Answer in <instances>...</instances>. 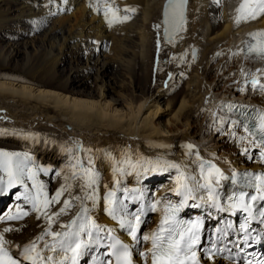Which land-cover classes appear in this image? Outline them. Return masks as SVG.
Listing matches in <instances>:
<instances>
[{"label": "bare ground", "instance_id": "obj_1", "mask_svg": "<svg viewBox=\"0 0 264 264\" xmlns=\"http://www.w3.org/2000/svg\"><path fill=\"white\" fill-rule=\"evenodd\" d=\"M208 1L188 0L186 17L179 32L173 41H166L161 34L164 0H0V7L7 5L5 12H10L13 6L17 7H13L14 10H18L10 17L0 11V42L7 41L4 45L0 44V140L13 152L30 156L41 168L50 171H53L51 167L60 169L52 190L48 192L49 197L61 185H72L60 197V203L48 210L49 215L58 211L65 199L83 195L80 185L84 180L79 176L77 179L72 178L73 166L77 165L78 173L81 167H91L98 177L96 188L99 199L94 208L92 201L84 202L91 209L89 215L98 224L115 229L113 234L128 243L132 240L107 214L101 202L104 192L99 177L103 173V182L111 189L116 188L113 169L117 167L118 161L128 157L133 164L138 160L143 164L144 160L163 158L178 163L180 171L185 172L186 176L195 175L200 183L204 182L200 177L201 163L205 174L211 166H215L220 170V177L217 183L214 173L213 187L221 208L229 207L231 201L228 198L242 188L240 172L247 170L254 173L264 168V159L256 156L261 146L253 132L246 131L243 124L231 116L223 117L216 111L223 105L226 110L239 107L253 109L264 115V90L253 88L250 83L255 79L258 85H264V59L249 57L242 51L243 41L256 37L250 34L264 32V15L237 24L236 8L240 0H225L220 8L209 6ZM115 2L122 5L116 15H129L131 21H118L109 25L104 15L105 7L110 5L114 8L112 4ZM126 8L136 9L125 11ZM134 12L136 15L132 17ZM155 23L159 24L160 47L173 45L171 50L175 53L176 63L182 64L184 70L191 67L185 87L166 100L165 105L162 103L163 98L180 84V80H171L166 87L149 86L142 95L129 96L114 91L118 96L114 98L109 95L114 90L113 85L103 81L102 85L89 90L77 87L87 79L80 77V74L90 65L85 68L78 65L58 68L68 58L78 62L79 55L85 52L88 63L96 56L94 62L98 66L97 72L115 64L130 74L135 71L136 65L132 59L135 57L140 62L138 65L144 66L142 74L136 76L143 83H148L153 78L151 58L155 54L153 46L158 40L152 29ZM43 26L41 45L35 48L31 44L34 53L27 50L30 44L27 41H14L21 34ZM114 29L123 36L119 41L113 40L116 44L110 52H104L103 43ZM135 36L136 48H132L128 42H132ZM191 43L192 48L200 50L197 64L185 57V49H189ZM4 50L8 53L4 54ZM22 50L25 58L20 61L17 57ZM127 52L131 53V59L126 58ZM68 70L72 73L61 80V75ZM98 79L97 75L95 80ZM187 144L194 148L189 151L185 147ZM143 166L148 167L147 164ZM120 167L124 171L115 174V179L121 181V189L129 186L145 191L163 178L171 177V181L163 182V189L158 191L154 200L161 203L152 212L143 233L148 235L155 229L165 207L173 201L180 204L183 199L174 191L178 172L172 169L143 175L142 168L133 169L127 164ZM42 174L45 173L40 172L38 178L47 186L54 172L50 176ZM65 176L68 177L67 182ZM126 181L134 184L125 186ZM28 183L31 186V181ZM200 196L205 199L200 200ZM147 197L141 194L138 210L141 207L146 209ZM197 197L195 203L202 206L183 207V220H192V215L197 213L202 216L205 225L210 224L212 227L219 224V229L228 232L227 235L231 234V221L236 220L232 211H221L207 202L206 189L200 190ZM129 202L130 195L124 199L125 204ZM192 203L190 199L188 204ZM21 205L25 207L24 211H27L26 206L31 207L25 205L23 200ZM79 207L80 201H73L67 214L53 223L52 229L62 231L59 225L68 223ZM223 218H229L231 228L229 224L220 225L219 220ZM47 224L44 216L37 219V214L33 212L21 221L1 222L0 231L5 227L18 229L4 234L8 241L6 247L15 252L17 245L22 246L35 239L42 229L47 228ZM45 239L51 240L50 237ZM150 246V242H142L143 251L146 252ZM208 264L230 263L223 259H212Z\"/></svg>", "mask_w": 264, "mask_h": 264}, {"label": "snow or ice", "instance_id": "obj_2", "mask_svg": "<svg viewBox=\"0 0 264 264\" xmlns=\"http://www.w3.org/2000/svg\"><path fill=\"white\" fill-rule=\"evenodd\" d=\"M187 3L188 0H169L168 8L172 9V16L177 30L181 28L184 21V10ZM168 8L165 9L166 24L169 23ZM125 11H135V9L126 8ZM109 13H111V16H109ZM236 13L235 21L237 24L242 21L257 19L264 15V0H243L239 7L236 8ZM104 15L109 25L130 19L127 15L118 17L116 10L112 8L105 10ZM164 32L165 36L171 41L167 27ZM250 35L261 39L249 44L247 48L249 57L255 54L264 59V32ZM250 83L253 88L264 90V85H258L255 79H252ZM255 119V117L249 115L245 121L241 122L246 131L250 124L253 128H256L255 123H253ZM258 119L259 127L257 131L259 132V137L257 142L261 146L260 155L264 157V115H259ZM185 147L189 151L194 148L191 144H187ZM122 164H127L133 169L142 168L143 175L148 172L170 171L172 169H176L178 172L174 191L178 196H182L183 199L180 201L179 207L175 205L165 207L164 215L159 222L158 228L148 235L141 233V225L147 223L143 219L146 215L145 209L141 207L138 211L129 212L124 200L117 199L116 194L118 191H122L125 198L129 197L130 192H140V189L119 188L121 181L115 179V174L124 171V168L120 167ZM143 164H147L148 167H144ZM143 164L139 160L133 164L128 157L118 161L117 167L113 169L114 182L117 187L109 190L103 198L107 204L105 209L107 214L112 219L118 220L119 228L131 237L133 243L129 244L113 235L115 229L98 224L89 215L91 209L85 206L84 202L92 201V207L94 208L99 199L96 188L98 177L91 167H81L78 173L76 171L77 165L73 166L72 178L77 179L79 176L84 180V183L80 185L83 195L65 199L63 206L49 215L48 209L50 206L60 203V197L69 191L72 185L68 183L61 185L55 194L49 197L45 183L38 177L40 172L48 174L50 169L39 167L27 154L0 150V196L13 195L17 201L22 198L24 204L30 205L31 210L37 214V219L44 216L48 222L47 228L42 229L40 235L22 246L17 245L15 252L6 247L8 241L5 239L4 234L18 231V229L5 227L0 231V264H134V253L136 256L144 258V264H149V256L150 264H199V260L196 257V245L200 241L201 222L191 219L178 220L175 218V213L185 206L200 208L202 205L195 203V201L198 198L197 193L202 189L207 190V202L213 207L220 208L221 211L242 209L248 213V220L254 219L252 206L245 203V196L249 194L244 191H240L238 196H230L228 199L234 202L229 207L221 208L213 187L212 177L214 173L217 183L220 177V170L215 168V166H211L207 174H205L204 165L201 163L200 177L204 182L200 183L195 175L186 176L185 172L180 171L181 166L178 163L158 158L156 161L144 160ZM64 179L67 182L68 177L65 176ZM28 181H31V186H29ZM17 186L22 188L23 191L19 192ZM245 186L255 188L258 193V195L250 197L252 201H264V174L257 175L254 178L248 177L245 180ZM13 189H16V191H12ZM131 199L135 202L140 200L141 196L132 195ZM190 199L193 203L189 205L188 201ZM199 199L204 200L205 198L200 196ZM73 201H80L79 211L68 223L59 225L62 231L53 230L52 224L56 223L62 215L67 214L73 205ZM159 203H161L159 200L151 203L147 206V212L156 211ZM16 209L15 214L0 216V220H17L29 214L27 211H21L20 204L16 205ZM260 209H264V204H259L257 208V212L262 218L260 222L264 223V211ZM228 227L231 228V225H228ZM247 229L248 224L246 221L245 224L240 225V230L245 231L247 236ZM217 231L219 232L220 230L218 229ZM46 237L51 238L50 242L45 239ZM41 242L42 246H40ZM142 242H150L151 246L146 252L138 251ZM247 243L248 241L245 239L244 244L246 245ZM241 251H243V248H241ZM259 264H264V260H261Z\"/></svg>", "mask_w": 264, "mask_h": 264}, {"label": "rangeland", "instance_id": "obj_3", "mask_svg": "<svg viewBox=\"0 0 264 264\" xmlns=\"http://www.w3.org/2000/svg\"><path fill=\"white\" fill-rule=\"evenodd\" d=\"M208 2H209V4H208L209 6L213 5V6L217 7V8H220L221 6H223L225 0H219V2H217V0H209ZM112 5L114 6V8H112L110 5L106 6L105 8H107V9L108 8H112V9H114L116 11L117 10H121L122 5H119L116 2L114 4H112ZM13 7L15 8V6H13ZM13 7H12L13 11L11 10L10 12L7 13V12H5V10L7 9V5L4 4V5H2L0 7V11L6 13L4 15L10 17V16L15 15L17 13V11H18V10H14ZM136 8H138V7H136ZM107 9H105V10H107ZM123 14H124V12H123ZM134 14L136 15L135 12L133 14H131L132 17L135 16ZM127 21H131V19L124 20V21H122V23H125ZM157 26H159V24L155 23L153 28H152L154 37L158 38V40H157V44H155L153 46L155 54H154L153 58H151V62H152L151 72L153 73V78L150 81H148V83H143L139 79V76L138 77L136 76L137 74H139V75L142 74L144 66H142V64L138 65V63H140V62L137 61V58H135V57L132 58L133 59V63H135V65H136L135 66V71L133 73H130V74L126 70H124L123 67L115 65V64L111 65L106 70H103L101 72H97L98 66H96V63L94 62V59H95L96 56H93V58L88 63V57L86 56L87 54L85 52H82L81 55H79V61L78 62L74 61L73 58H71V59L68 58L67 62L59 65L58 68L60 69V68H62L64 66H66V65H69V66H74V65L77 66L78 65V67L79 66L80 67L83 66L85 68V67H88L90 65L87 69L82 70V72L80 74V77H87V79L85 80L84 83H82L80 86H77V87L89 90L91 88H94L95 86L98 87L99 85H102V81H103V82H106V83H109V84L113 85L112 87L114 88V90H113V92L112 91L109 92V95L111 97H114V98L118 97L117 94L114 91H119V92H121L123 94H126V95H129V96L135 95V94L142 95V93L145 90V88H149V86H151L150 88H157V86L166 87V86H168L171 83V80L172 81L174 79H176L175 81L180 80V84L178 86H175L173 89H171L168 92V94L165 96L166 98L165 97L163 98V102L162 103H163V105H165L166 100L172 98L175 95V93L178 92V90L180 88H184L185 87V80L190 75L191 67H188L187 70L186 69L184 70L182 68V66H183L182 64L179 65V64L176 63L175 53H174L173 50H171L173 45L167 44L169 46H163L164 48L160 47L162 45H160L161 41L159 40V37H158V36H160V32H159V27H157ZM43 31H44V26L43 27H36V28L32 29L30 32H28V33L21 34V36L18 37V38H15L14 41H18V42L27 41L28 44L30 43L28 48H27V50L30 53H34V48H33V46L31 44H34L35 48L41 45V42H42V39H43ZM107 32H109V31H107ZM107 32H106V34H107ZM111 32L108 33L111 36H108L107 40H105L104 43H103L104 52H105V50H106V52H110L111 47L112 46L114 47L115 44H116V42L113 41V40L119 41L122 38V36H123V34H120L121 32L119 30H117V29H114ZM6 42L7 41L0 42V44L4 45ZM136 42H137V37L135 36L132 39V42H128V45L131 46L132 48H136V44H135ZM192 47H193V43L190 44V48L189 49H187V48L185 49V52H184L185 53V57L187 59L190 58L191 62L193 64H197L199 62V58H200V52H199L200 50L196 49V48H192ZM174 49H176V48H174ZM193 51H195V55L192 54ZM3 53L7 54L8 52H7V50H4ZM72 53H73V50H72ZM125 56H126V58H130V59L132 57L130 52H127ZM68 57H71V56L69 55ZM17 58L20 59V61L24 60V58H25L24 50H22L19 53V56ZM67 69H69V68H67ZM175 69H178V71L176 72ZM149 70L150 69L148 68V72H149ZM71 73H70L69 70L65 71L60 77L61 80H63L64 77H66L67 75H70ZM180 74L183 75V76L181 77ZM97 75L99 76L100 79L95 80V77ZM181 95L178 97L177 102L181 98ZM215 137H217V136H215ZM0 144H1L0 146L3 145L2 147H0V150L13 152V149L11 147H8V146L4 145L5 144L4 141L0 140ZM20 153L24 154L23 152H20ZM35 164H36V162H35ZM51 168L53 169V171L52 170L49 171L47 176L48 175L50 176V174H52V172H54V175L49 178V182H48V184L46 186V188L48 190L47 192H50L52 190L53 184L55 183V181L57 180V178L59 176V175H57V173L60 172V169L58 170V168H55V170H54V167H51ZM43 175H45V174H42V176ZM168 180L171 181V177L170 176H167V178H163V180L158 182V184H156V185L149 186L147 188V190L145 189V191L140 189V192H135V193L130 192L129 195L130 196H132V195L141 196V194H145V196H148L147 197V199H148L147 206H148L150 197H152L155 200L157 198V196H158L157 195L158 191L163 189L162 188L163 182H167ZM103 181H105V179H104V176H103V173H102L101 177H99V182H101L100 185L102 187V191L104 192L103 195L105 197L106 194H107V191L111 190V188H109L106 185V183L103 182ZM126 182H127V184H125V186L128 185V184H132V185L134 184V183H131L130 181H126ZM17 187L19 189V192L23 191L22 188H19V186H17ZM106 187H108V188H106ZM125 188H127L129 190H133V188H131L129 186H126ZM116 195H117V198L122 197L121 200L126 199L122 191L121 192L118 191ZM11 196L12 195H10V197ZM6 197H7V195L6 196H0V204H1L0 205V216H7L8 214H14V212L16 210V205L17 204L21 205V201L20 200L19 201L15 200V201H12V202H7L10 198L4 200L1 203L2 199L6 198ZM13 197H15V196H13ZM101 202L103 203V205H104V207L106 209V207H107L106 201L103 199V201H101ZM132 202L133 201L131 199V202H129V204L127 205L128 206V210H131L135 206H138V205H135V204L132 205ZM52 206L54 207V206H56V204L51 205L50 208ZM147 206H146V208H147ZM21 207H23V206L21 205ZM26 210L27 211L30 210L28 212L29 214L25 217V218H28L31 215V213H33L34 211H32L31 207H29V206H26ZM136 211H138V209H136ZM152 214L153 213L151 212L149 214L148 218L145 219L147 221V223L142 225V228H141L142 229V231H141L142 234L144 233V231L148 227V221L150 220V217L152 216ZM1 222H5V220H0V223Z\"/></svg>", "mask_w": 264, "mask_h": 264}, {"label": "water", "instance_id": "obj_4", "mask_svg": "<svg viewBox=\"0 0 264 264\" xmlns=\"http://www.w3.org/2000/svg\"><path fill=\"white\" fill-rule=\"evenodd\" d=\"M243 0H240L237 4V7H239L240 3H242ZM169 5V0H164L163 2V6H162V12H161V24H162V30H161V34L164 40L166 41H170L166 36H165V28L167 27L169 29V35L171 36V41L174 40L175 35L179 32V30H177L176 26H175V20L173 19L172 16V9L168 8ZM168 8V12H169V16H168V20L169 23H165V9ZM186 10H187V5L185 7L184 10V20L186 17ZM184 22V21H183ZM193 55H195V51L192 52Z\"/></svg>", "mask_w": 264, "mask_h": 264}]
</instances>
